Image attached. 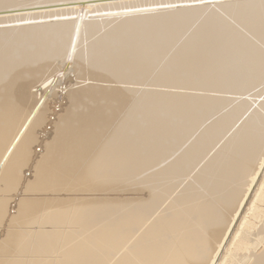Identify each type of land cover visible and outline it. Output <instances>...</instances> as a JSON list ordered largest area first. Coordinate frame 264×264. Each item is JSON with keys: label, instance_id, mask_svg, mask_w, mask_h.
<instances>
[{"label": "bare ground", "instance_id": "bare-ground-1", "mask_svg": "<svg viewBox=\"0 0 264 264\" xmlns=\"http://www.w3.org/2000/svg\"><path fill=\"white\" fill-rule=\"evenodd\" d=\"M263 170L264 0H0V264H264Z\"/></svg>", "mask_w": 264, "mask_h": 264}, {"label": "rangeland", "instance_id": "rangeland-1", "mask_svg": "<svg viewBox=\"0 0 264 264\" xmlns=\"http://www.w3.org/2000/svg\"><path fill=\"white\" fill-rule=\"evenodd\" d=\"M63 103V102H62ZM264 170H263V172H262V174H261V176L259 177V179H260V181H259V179L257 180V182H256V186H255V188L256 189H258V193H260V192H262L263 190H264ZM262 180V181H261ZM263 182V183H262ZM261 184V185H260ZM261 187H262V189H261ZM260 189V190H259ZM260 191V192H259ZM254 193H255V189H254V191H253ZM252 192V193H253ZM256 196H253V201L252 202H255V201H257L256 199H257V197H256V199L254 200V198H255ZM256 203H258V202H255L254 203V205L255 206H258V205H260L259 207H257L258 208V211H257V215H256V217L254 216V218H252V217H250V215L252 214V211L251 210H249L248 212H247V215H246V219H244V220H242V222L243 223H245L246 221H248L247 219H249L250 218V220H249V224H251L250 225V228L248 227V226H244L243 227V225H241L240 227H242L241 228V230H240V233L241 232H244L245 233V236H246V239L247 240H249V242H253L254 244H255V240H259V242H256L257 243V245H262L264 242H262V241H264V239H262V238H260V235L258 234L257 235V233H256V231L254 230L257 226L259 227L260 225L261 226H263L262 224H264V204H256ZM251 204V205H250ZM249 205L251 206L250 208H254V205H253V203H250ZM257 208H256V210H257ZM13 210V209H12ZM252 220V221H251ZM251 221V222H250ZM241 222V223H242ZM253 226H255V228L254 229H252L253 228ZM1 229V228H0ZM240 233L238 234V236L237 237H239L240 236ZM258 236H259V239H258ZM237 237H236V239L235 240H233L234 242L233 243H235V241L237 240ZM261 237H263V236H261ZM257 238V239H256ZM260 240H261V242H260ZM253 243L251 244V245H253ZM227 246H229V244L228 245H226V247H225V249L224 250H226L227 249ZM232 246V248H231V250L229 251V253H228V255H227V258H225L226 259V261H227V259L229 258V256L231 257V261H232V263H233V261H235L236 259H238L239 258V256L240 255H242L243 256V252H245V251H241V250H237V248H236V250H234V245H231ZM245 247H248V246H242V248H245ZM260 247V246H259ZM259 247H256V248H259ZM241 257V256H240ZM242 258V257H241ZM218 264H219V262H218ZM225 264H230L229 263V259H228V261L225 263Z\"/></svg>", "mask_w": 264, "mask_h": 264}]
</instances>
